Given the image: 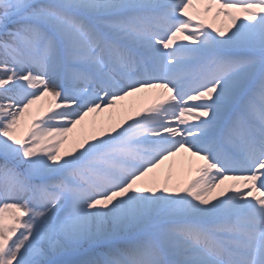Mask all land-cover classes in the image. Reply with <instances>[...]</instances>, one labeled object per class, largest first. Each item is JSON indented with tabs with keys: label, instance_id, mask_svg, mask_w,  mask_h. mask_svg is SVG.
<instances>
[{
	"label": "snow or ice",
	"instance_id": "obj_1",
	"mask_svg": "<svg viewBox=\"0 0 264 264\" xmlns=\"http://www.w3.org/2000/svg\"><path fill=\"white\" fill-rule=\"evenodd\" d=\"M0 264H264V0H0Z\"/></svg>",
	"mask_w": 264,
	"mask_h": 264
},
{
	"label": "bare ground",
	"instance_id": "obj_2",
	"mask_svg": "<svg viewBox=\"0 0 264 264\" xmlns=\"http://www.w3.org/2000/svg\"><path fill=\"white\" fill-rule=\"evenodd\" d=\"M153 97L141 94L140 97H130L126 101L122 102L125 105H129L131 107L140 108L144 106H148L153 102ZM117 114H120V116H123V113H121L120 107L118 106L116 109L111 110L110 112H104L100 114H93L92 117H89L88 120L85 122V125L89 128L91 127V121L95 119L97 122L99 121H107L109 117L115 118ZM81 126H78V129L76 132L69 134L71 136H77L78 130ZM183 157H186V154H182V156H178L173 161L166 162L165 166L160 170L161 175L167 174L169 171H171L172 175L176 179L180 180H189L195 177V172L193 171L191 174L188 173L187 170V164L186 162L183 165V174L181 175V164Z\"/></svg>",
	"mask_w": 264,
	"mask_h": 264
}]
</instances>
